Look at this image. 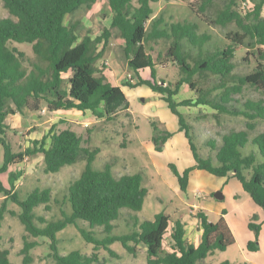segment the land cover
<instances>
[{"label": "trees", "instance_id": "16d2710c", "mask_svg": "<svg viewBox=\"0 0 264 264\" xmlns=\"http://www.w3.org/2000/svg\"><path fill=\"white\" fill-rule=\"evenodd\" d=\"M152 1L155 0H108L112 12L111 24L117 28L124 40L123 53L128 66L137 74V81H127L130 88L146 85L160 94L172 113L178 116L179 131H183L194 158V163L179 172L175 165L170 168L177 177L182 191L187 190L190 173L204 170L214 176H228L237 179L243 190L255 204L261 207L264 216V132L252 133V120L264 119V99L246 96L247 88L264 94V14H261L264 0L246 15L237 10L236 0H228L224 7L217 10L207 25L227 26L232 23L234 30L227 31L224 43L210 49L207 45L209 34L199 33L194 22H171L164 24L162 15L153 17ZM199 7L190 8L204 18L207 2ZM95 0H2L9 16L0 17V144L3 146V161L0 173L11 164H19L27 156L43 154L44 172L56 173L66 165L80 160L85 166L79 176L67 186V192L61 202L69 209L61 208V217L46 220L35 209L43 205L48 210L52 198L48 187H35L26 196L11 193L0 180V192L4 200L0 204L1 225L6 213L17 215L23 224L25 234L20 249L22 264H30V250L39 243L29 239L47 237L49 256L57 264H104L97 252L90 255L79 250L61 254L57 247V233L68 225L78 221L90 228L102 227L106 236L100 242L92 237V232L80 229L87 241L102 243L104 247L119 241L133 250L131 243H142L147 249V258L151 264H206L205 258L213 250L224 251L235 242V236L224 219L226 210L215 222L210 221L200 209V240L198 244L187 242L185 225L175 220L171 227V251L162 253L164 235L167 233L171 218L166 213H157L154 218H133L132 229L125 233H114V222L124 209L140 211L147 188L143 185L140 173L116 175L112 166L106 163L102 168L93 167L99 147L86 146L87 138L70 126L59 127L65 122L53 123L41 139L30 140V145L17 152L5 137L9 128L5 119L10 114L25 110L37 112L45 107L48 111L77 109L91 111L96 117L114 120L124 114L130 117V102L121 85L97 75L99 71L95 61L101 57L97 45L106 44L110 36L109 29L95 38L84 35L80 40L75 25L66 24L65 17L73 14L81 6L91 7ZM162 25V26H161ZM170 39L166 55L169 61L179 67L182 76L174 83L156 78L153 54L146 44L151 39ZM15 43L31 45L33 56L18 48ZM246 49L241 57L247 68L237 71L234 58L237 49ZM251 57V58H250ZM150 70V78H143L139 72ZM67 74V79L64 75ZM187 84L192 97L176 101L174 96L180 87ZM240 106L229 107L231 102ZM208 106L217 113L239 115L247 119L246 128L230 129L221 134L220 142L210 138L206 144L215 149L214 155H203L197 142V133L191 130L179 106ZM214 114V115H215ZM161 122H152L155 130ZM163 124V123H162ZM87 132L91 129L87 128ZM193 133V135L191 134ZM172 136L166 129L152 136L156 150ZM123 141L122 145L125 144ZM249 145L250 151L244 153ZM10 199L19 207V212L7 208ZM56 201V199H55ZM253 213L247 222V228L253 232V238L247 241V249L259 250V235L262 222ZM10 251L0 248V264H10ZM221 264H233L224 260Z\"/></svg>", "mask_w": 264, "mask_h": 264}, {"label": "rangeland", "instance_id": "374dc122", "mask_svg": "<svg viewBox=\"0 0 264 264\" xmlns=\"http://www.w3.org/2000/svg\"><path fill=\"white\" fill-rule=\"evenodd\" d=\"M137 0H134L136 3ZM228 0H209L206 5L204 18L201 12L197 13L190 7L196 8L203 0H155L152 1L154 9L153 17L162 15L164 24L171 22H194L198 32L209 34L207 45L210 49L224 43V35L227 31L234 30L235 26L230 23L227 26L206 24L201 18L209 22L214 18L217 10L224 7ZM234 6L243 15L254 10L261 0H236ZM261 14H264V3ZM9 16L8 11L0 0V17ZM112 12L108 0H95L91 7L81 6L73 14L65 17L66 24L75 25L79 40L86 34L92 38L99 36L104 29H109L110 36L106 44H98L97 51H101V57L95 61L98 68L97 75L105 76L106 80L121 85L129 102L130 117L120 114L114 120L96 117L91 111H80L77 109H61L48 111L45 107L37 112L25 110L10 114L6 117L8 125L5 137L11 144L12 150L17 152L30 145V140L41 139L53 123L61 120L65 122L59 127L70 126L76 131L83 133L87 138L86 146L90 148L99 147V153L93 162V167L100 169L106 163L112 166L116 175L123 173H140L143 177V185L147 188L142 209L138 212L124 209L120 217L114 222V233H125L132 229V221L135 216L142 219H153L157 213H166L170 216V227L164 235L162 253L171 251L172 238L171 227L175 220H180L185 225V239L187 242L198 244L200 240V219L197 212L200 209L206 213L210 221H217L222 215V210L215 206L222 203L226 210V219L231 224L235 242L224 251L213 250L205 258L206 264H221L229 260L233 264H264V227L261 231L259 250L247 249L248 239L253 234L247 228V218L255 213V208L261 209L246 194L237 179H225L216 177L208 172L202 171L203 175L193 178V183L182 191L179 187L177 177L170 168L175 165L179 172L191 166L195 161L192 156L188 139L183 131H179L178 116L170 111L167 103L160 94L154 92L146 85L130 88L124 85L127 81L135 83L137 74L128 66L127 59L123 53L124 40L120 37L117 28L110 26ZM161 25V26H162ZM170 39H151L146 46L153 54L156 78L174 84L182 72L179 67L169 61L166 55ZM19 49L33 56L31 45L27 43H15ZM234 61L237 63V71L249 70L247 63L242 61L246 49L239 47ZM251 58V57H250ZM143 78H150V70L139 72ZM64 77L67 79L68 75ZM187 84H183L174 96L176 101L192 97ZM246 96L264 99V94L247 88ZM244 98L238 102H231L229 107H238ZM178 109L185 116L191 130L197 133V142L202 147L203 155L210 153L214 155L215 149H210L206 141L216 138L220 142L221 134L230 129L246 128L247 119L239 115L227 113H216L208 106H179ZM215 114V115H214ZM152 122H161L155 130ZM163 123V124H162ZM252 133L264 132V119L252 120ZM91 131L87 132L86 129ZM166 129L172 136L161 145L162 149L156 150L152 136L157 135L160 130ZM193 135V133H191ZM123 141H125L123 143ZM250 151L249 145L244 153ZM3 161V146L0 144V165ZM85 166V161L80 160L75 164L66 165L56 173L44 172V161L42 153L27 156L19 164H11L8 169L0 173L2 184L11 193H18L22 198L28 191L35 187H48L51 189L52 198L49 209L43 205L35 209L38 215H43L46 220H56L61 217V208L69 209L68 205L61 202L66 195L67 186L80 175ZM218 185V187H214ZM220 191L222 199H216L214 194ZM241 191V192H240ZM4 194L0 192V204L4 200ZM8 199V198H7ZM56 199V201H55ZM7 208L19 212V207L10 199L6 200ZM249 215V216H248ZM80 229L91 231L92 237L100 242L106 236L102 227L90 228L86 223L78 221L76 225H68L57 233V247L61 254L71 250H79L90 255L97 252L104 264H151L147 258L146 246L142 243H131L133 250L123 246L121 242L114 241L104 247L102 243L87 241L81 234ZM23 224L17 215L5 214L1 225L0 248L10 251V264H22L20 249L25 234ZM29 239L39 244L30 250L32 262L30 264H57L50 256V248L47 237H32Z\"/></svg>", "mask_w": 264, "mask_h": 264}, {"label": "crops", "instance_id": "0c3cea01", "mask_svg": "<svg viewBox=\"0 0 264 264\" xmlns=\"http://www.w3.org/2000/svg\"><path fill=\"white\" fill-rule=\"evenodd\" d=\"M204 170H198V169H195L193 170L191 173H190V176H189V181H188V186L187 188H189V186L191 185V183H193V178H197L199 177L200 175H203V172ZM206 172V171H205ZM216 177H220V178H223L225 179V182L227 183L230 179H235L233 177H228V176H216ZM214 187H218V185L214 186ZM242 187V186H241ZM243 189V188H242ZM244 191V190H243ZM241 192V191H240ZM245 192V191H244ZM246 193V192H245ZM247 194V193H246ZM217 199V198H216ZM217 209H220L222 210L223 209V204L220 203V204H217V206H215ZM256 210H255V213L258 214L259 216V220L258 221H263V212H262V209H258V207H254ZM226 214V213H225ZM225 214L223 215L224 219L226 220V222L228 223L229 227L231 228L232 232H233V229L231 227V224L228 222V220L226 219V216ZM222 215V214H221ZM249 216V215H248ZM250 218H247V222ZM263 227H264V222H262V229L261 231L263 230ZM251 231V230H250ZM234 233V232H233ZM251 233L253 234V232L251 231ZM200 234H201V229H200ZM254 236V235H253ZM249 240V239H248ZM259 241H261V232H260V235H259Z\"/></svg>", "mask_w": 264, "mask_h": 264}, {"label": "water", "instance_id": "95a60500", "mask_svg": "<svg viewBox=\"0 0 264 264\" xmlns=\"http://www.w3.org/2000/svg\"><path fill=\"white\" fill-rule=\"evenodd\" d=\"M214 197H216L217 199H222V198H223V194H222L220 191H217V192L214 194Z\"/></svg>", "mask_w": 264, "mask_h": 264}]
</instances>
